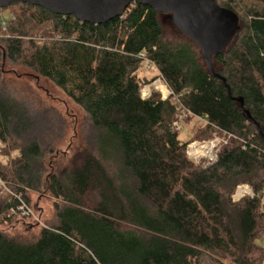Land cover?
<instances>
[{"label": "trees", "instance_id": "obj_1", "mask_svg": "<svg viewBox=\"0 0 264 264\" xmlns=\"http://www.w3.org/2000/svg\"><path fill=\"white\" fill-rule=\"evenodd\" d=\"M215 1L240 19L213 58L221 79L171 15L148 6L104 25L31 4L3 9L13 17L0 30V75L6 59L50 80L97 139L96 153L70 174L54 168L45 185L28 113L0 100V178L30 207L43 188L56 200L55 221L37 234L8 231L30 219L12 214L17 201L0 186V264H264V0ZM144 63L159 75L141 77ZM158 78L171 95L143 98ZM180 118L205 123L191 142L179 139ZM215 135L226 143L214 164L189 159L192 142ZM244 185L253 197L234 202Z\"/></svg>", "mask_w": 264, "mask_h": 264}, {"label": "rangeland", "instance_id": "obj_2", "mask_svg": "<svg viewBox=\"0 0 264 264\" xmlns=\"http://www.w3.org/2000/svg\"><path fill=\"white\" fill-rule=\"evenodd\" d=\"M12 17L13 10L0 12V30L2 28V33L6 31V25ZM169 21H171L170 17L162 18L163 24H169ZM158 75L157 69L148 63H144L140 69V76L143 78L151 79ZM165 87H167L165 82L158 78L153 83L144 86L141 92L142 95L148 96L150 94L149 96H151L154 91H157L164 99L167 96ZM148 89L149 91L146 92ZM0 100L16 104L28 113L33 128L28 134L26 143L36 140L44 152L43 158L38 162L46 172L43 180L45 185L47 176L53 172L54 168L60 171L65 170V173L70 174L81 166L86 155L96 153L97 131L93 127L90 117L53 82L27 67L6 59L3 61L0 75ZM204 126V121L200 119L194 118L188 123H184L182 120L179 131L180 141L183 143L191 142L196 132ZM216 139L222 145L226 143L221 137L215 135L211 140L194 141L191 144L198 143L208 146ZM5 160L6 158L0 156V161ZM242 188H249L250 197H253L252 188L247 185L240 186L233 196L234 202L249 197L246 195L241 199H236V197L245 194V190ZM8 195L11 196L2 189L1 196L6 197ZM29 195L35 217L25 221L18 219L14 227H7L4 230L28 232L32 235L37 234L42 228L55 221L56 200L51 193L43 188L40 193L31 192ZM1 229L3 230V228ZM223 263L232 264L229 260L223 261ZM206 264L209 263L206 262Z\"/></svg>", "mask_w": 264, "mask_h": 264}, {"label": "water", "instance_id": "obj_3", "mask_svg": "<svg viewBox=\"0 0 264 264\" xmlns=\"http://www.w3.org/2000/svg\"><path fill=\"white\" fill-rule=\"evenodd\" d=\"M14 3L31 4L55 15L75 16L81 23L93 25L121 18L133 3L170 14L177 29L201 50L210 74L219 79L213 58L225 53L240 23L233 11L220 7L215 0H0V10ZM241 109L244 111L243 102ZM244 114L252 120L248 112Z\"/></svg>", "mask_w": 264, "mask_h": 264}, {"label": "built area", "instance_id": "obj_4", "mask_svg": "<svg viewBox=\"0 0 264 264\" xmlns=\"http://www.w3.org/2000/svg\"><path fill=\"white\" fill-rule=\"evenodd\" d=\"M165 89L167 92V96L164 97V99H167L171 95V92L169 91L168 87H165ZM148 91H149V89L146 92H148ZM149 95L146 96V94H145L142 96H143V98H149L150 97ZM182 120H183V118H180V120L174 124V128L176 130H181L180 123H182ZM221 145H222V143L218 139L213 141V143L211 145H208V146H203V145H200L198 143H193V144H190L188 146L187 154H188V157L192 161H194L198 164L202 163L203 166L208 167L217 161L218 154H219L220 149H221ZM0 186L4 191H7L11 196H13L17 201L16 207L13 208L11 211L13 215L20 216L21 218H29V219H33L35 217L34 210L29 206V204L26 202V200L21 195H16V194L12 193L11 191H9L6 184L4 183V181L1 178H0ZM242 189L245 190V194L241 195L242 197L241 196L236 197L237 200L239 198L241 199V198L245 197L246 195L250 196L249 188H247V189L242 188ZM239 191H238V193H239Z\"/></svg>", "mask_w": 264, "mask_h": 264}, {"label": "bare ground", "instance_id": "obj_5", "mask_svg": "<svg viewBox=\"0 0 264 264\" xmlns=\"http://www.w3.org/2000/svg\"><path fill=\"white\" fill-rule=\"evenodd\" d=\"M160 87V86H159Z\"/></svg>", "mask_w": 264, "mask_h": 264}]
</instances>
